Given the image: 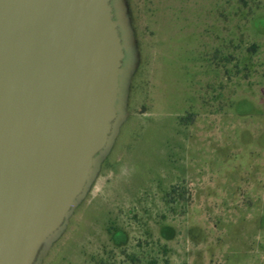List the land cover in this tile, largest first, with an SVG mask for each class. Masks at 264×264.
I'll return each mask as SVG.
<instances>
[{"label":"rangeland","instance_id":"1","mask_svg":"<svg viewBox=\"0 0 264 264\" xmlns=\"http://www.w3.org/2000/svg\"><path fill=\"white\" fill-rule=\"evenodd\" d=\"M127 2L129 117L42 264H264V0Z\"/></svg>","mask_w":264,"mask_h":264},{"label":"water","instance_id":"2","mask_svg":"<svg viewBox=\"0 0 264 264\" xmlns=\"http://www.w3.org/2000/svg\"><path fill=\"white\" fill-rule=\"evenodd\" d=\"M127 0H0V264H42L129 117Z\"/></svg>","mask_w":264,"mask_h":264},{"label":"trees","instance_id":"3","mask_svg":"<svg viewBox=\"0 0 264 264\" xmlns=\"http://www.w3.org/2000/svg\"><path fill=\"white\" fill-rule=\"evenodd\" d=\"M109 232H110V233H112V231H111V230H109ZM118 234H119V232H116V235H118Z\"/></svg>","mask_w":264,"mask_h":264}]
</instances>
